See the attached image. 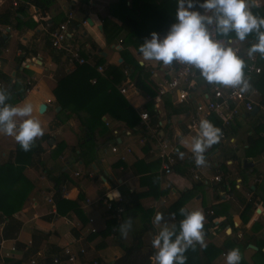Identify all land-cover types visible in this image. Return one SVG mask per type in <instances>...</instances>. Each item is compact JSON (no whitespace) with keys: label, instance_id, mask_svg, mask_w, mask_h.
Returning a JSON list of instances; mask_svg holds the SVG:
<instances>
[{"label":"crops","instance_id":"0c3cea01","mask_svg":"<svg viewBox=\"0 0 264 264\" xmlns=\"http://www.w3.org/2000/svg\"><path fill=\"white\" fill-rule=\"evenodd\" d=\"M14 1L16 5L12 6L11 0H0V12L7 8L14 10L18 4L27 6L23 15L17 14V21L11 20L10 28L0 25L3 39L0 43V75L10 78L11 83L30 80L29 91L21 99H13V105L30 102L34 108L33 116L44 128V135L36 139L39 152L31 155L30 163L11 187L14 194L25 200L20 211L12 215L20 223L14 237L10 230L6 231V237L3 236L7 220L0 214V255L8 254L5 263L27 264L30 259L41 262L68 246L73 251L79 248L85 251L74 264H91L92 261L113 264L123 254L120 246L130 243V232L146 219L150 223L146 239L151 243L164 223L169 226L180 223L184 217L178 211L181 217L177 219L170 211L171 206L181 194L188 193L181 208L188 211L203 209L204 243L221 250L211 264H226V253L238 243H247L244 248L235 247L240 249L241 264L257 261L264 264V259L256 255L259 251L264 258V145L247 156V138L264 139V111L257 109L253 114H242L234 119L229 128H225L224 138L204 153L206 165L198 167L191 159L190 150L191 141L198 132L187 129V112L166 119L164 105H176L174 98L172 96V102H169L164 98L157 99L155 95L156 83L166 78L168 66L156 61L142 62L141 54L130 50L143 72L148 73L144 85L153 96L135 86L128 77L123 97L138 115L149 110L156 112L155 123H151L159 126L160 140L176 147L172 172L164 175L160 171V161L149 153L155 143L140 130V126L128 130L108 115L102 116L101 121L110 134L109 139L103 141L102 136L96 134L90 152L93 154L87 155L84 145L81 148L78 145L84 134L76 117L67 111L58 114L61 108L53 95L56 81L70 73L74 65L68 64L61 52L50 47L48 37L54 27L70 16V43L88 56L90 62L99 54L104 60L103 70L107 66H118L121 63L118 40L106 43L101 30L102 20L108 17L109 7L116 0H50L51 4L44 10L25 1ZM32 22L34 27L29 26ZM232 41L244 55L247 54L244 41ZM21 58L24 59L21 61ZM200 80L202 76L195 78L198 83ZM3 88L4 83L0 80V89ZM116 89L118 91V86ZM47 100L50 105L46 104ZM41 104L45 109L38 113ZM185 106L189 111V104ZM241 121L249 124V128H242ZM17 144L14 137L0 133V165L13 162ZM111 148L116 152H111ZM178 152L184 153L183 159ZM243 162L249 165L244 167ZM190 170L199 175L200 181L192 179ZM180 173L186 175L183 177ZM217 175L220 176L218 183L212 181ZM111 191H118L120 198L109 199ZM130 196L137 197L139 207L132 218V230L125 239L118 231L119 226L106 229L113 215L105 209L102 198L128 207ZM47 198H51L52 205L47 203ZM55 198L73 202L78 213L61 206L63 213L58 214ZM250 201L252 205L245 208V203ZM157 213L163 214L161 224L153 222ZM89 219L92 220L90 224ZM89 229L95 232L90 233ZM11 247L15 249L13 252L9 250ZM195 247L198 262L207 264L201 246L196 244ZM153 251L149 264H154Z\"/></svg>","mask_w":264,"mask_h":264},{"label":"trees","instance_id":"16d2710c","mask_svg":"<svg viewBox=\"0 0 264 264\" xmlns=\"http://www.w3.org/2000/svg\"><path fill=\"white\" fill-rule=\"evenodd\" d=\"M30 3L39 10H44L51 4L50 0H21ZM24 2V3H25ZM203 2V0H199ZM178 0H116L115 3L109 7L108 17L102 20L101 30L106 43H111L113 40L120 41L119 43V56L121 63L118 66H107L104 68L102 75L96 73L95 68L102 66L104 60L99 54H96L92 62L83 65H74L73 70L67 75L59 78L56 81L55 88L53 89V95L55 103L61 108L58 114L62 112H68L70 115H74L80 126L83 136L78 142L79 148L83 147L84 151L88 155L91 152V147H94L95 135H101V140H108L109 135L107 129L104 126V122L101 121V117L108 115L111 119L121 122L128 130H133L139 126L138 114L127 104L124 97L119 94L116 86H120L125 81L122 75V69L127 68L129 72V79L133 80L135 86L148 94L150 97L153 93L144 85V81L148 77V73L143 72V67L139 66L136 60L130 53V50L134 54L140 55L139 47L144 43L145 39L151 37L152 32H156L158 35H166L171 24L176 22V9ZM25 4H18L14 10L7 8L0 12V25L4 27L11 26V20L17 21V14L23 15L26 9ZM200 10L201 9H197ZM253 13L264 17V2L252 9ZM42 20V19H41ZM30 27H34L35 23H31ZM10 28V27H9ZM218 38L227 39L225 37ZM229 39L238 40L235 34H231ZM239 41V40H238ZM3 39L0 37V43ZM256 42L255 34L248 36L244 43L245 48L248 49L253 43ZM58 57L60 53H56ZM244 57L243 52L239 53ZM25 55H27L25 53ZM80 55L85 57L81 52ZM256 65L260 68L258 75L250 76V83L253 87L264 94V58L259 53L255 54ZM24 58H21V61ZM245 60V59H244ZM22 71L25 73L27 70ZM127 77V78H128ZM94 79V84H90L89 80ZM0 80L4 83V88L10 93V99L6 103L13 105V99L19 100L24 94L26 85L19 81L10 82V78L0 75ZM23 81V79H22ZM264 107V105H263ZM165 112V118L168 119L170 115H181L188 112V107L185 104L169 105L165 104L163 108ZM152 123H155L156 112L148 111ZM262 118L264 119V112ZM209 121L214 126L219 127L223 134L226 135V130L221 126L219 121L214 117H209ZM247 156H251L255 149L262 148L264 145V139L257 137L247 138ZM214 144L212 147H214ZM39 142L35 141L34 146L30 151L25 152L19 144L15 147V154L13 162H6L0 165V214L6 218L7 224L3 228V236L6 237V231L12 232V237L16 235L20 228V223L12 218V215L19 212L24 199L17 196L11 191V187L21 172L24 170L31 161V155L39 152ZM212 147L208 151L212 150ZM88 150V151H87ZM261 150V149H260ZM93 153H90V155ZM183 177L185 173H180ZM223 187V183H221ZM195 188V186L193 187ZM248 191H250L248 189ZM188 193L181 194L178 201L171 206V213H174L175 217L179 219L181 215L178 214L180 208L187 198ZM137 197L130 196L129 205L123 203L112 202V207L122 208L120 215V222H116L114 218H111L110 223L106 225V229H117L119 224L126 220L129 216L132 218L135 216V212L139 207L137 204ZM56 206V212L62 214L61 206H66L68 210H72L78 213L76 205L73 202L54 199ZM252 202L245 203V208L248 209ZM112 215L114 213L111 212ZM149 218V217H148ZM245 219L242 218V222ZM211 222V221H210ZM179 224L177 226V232L179 231ZM211 225V224H210ZM150 223L146 219L139 228L130 232V243L126 246H120L123 254L113 264H149V258L153 254L152 243L147 240V234L149 231ZM32 239L34 236L31 237ZM247 243L237 244L235 247H246ZM239 247V248H241ZM232 248V249H233ZM231 249V248H230ZM221 250L206 246L202 248V253L206 257L208 263L220 253ZM187 257L186 264H200L197 260L196 247L195 250L189 248L185 253ZM262 259V255L258 251L257 254ZM46 262L48 258L44 259ZM242 260L240 261L241 264ZM99 264V263H98ZM204 264V263H203ZM252 264H261L258 261Z\"/></svg>","mask_w":264,"mask_h":264},{"label":"clouds","instance_id":"9594fccd","mask_svg":"<svg viewBox=\"0 0 264 264\" xmlns=\"http://www.w3.org/2000/svg\"><path fill=\"white\" fill-rule=\"evenodd\" d=\"M255 0H178L176 22L171 24L166 36L161 38L156 32L151 39H145L139 47L143 61L162 62L171 66L173 63L183 64L199 70L202 78L211 85L239 89L242 93L251 89L250 79L244 69L246 61L239 54L240 49L231 46L229 38L235 34L236 39H245L255 34L256 42L247 49V56L259 53L264 58V17L253 13L257 7ZM202 9L203 11L197 10ZM10 93L0 89V133L14 137L25 151H30L37 138L44 135L41 121L33 116V105L22 103L12 105L6 103ZM223 132L207 119L199 123V132L191 141L190 150L195 164L206 165L204 153L214 144L220 142ZM183 143V142H182ZM181 159L183 152H178ZM109 199H119L118 191L108 193ZM184 217L177 226L167 223L159 230L152 240L155 250L154 264H186L185 253L189 248L195 250L199 244L205 248L203 209L188 211L180 209ZM164 220L162 213H157L154 224ZM133 227V219L129 216L118 227L122 238H127ZM242 259L239 248L226 253V264H240Z\"/></svg>","mask_w":264,"mask_h":264},{"label":"built area","instance_id":"2783aa9c","mask_svg":"<svg viewBox=\"0 0 264 264\" xmlns=\"http://www.w3.org/2000/svg\"><path fill=\"white\" fill-rule=\"evenodd\" d=\"M12 6H15V1L11 0ZM201 11H203L201 9ZM71 17L67 16L66 19L54 27L49 32V45L55 51L61 52L68 64L71 65H83L89 64L90 58L88 56L82 57L80 55V50L77 46L70 43L71 31L68 29ZM83 24L85 22L83 21ZM218 38V37H217ZM222 39V38H218ZM222 39V40H228ZM231 40V39H230ZM119 43L117 42L118 49ZM231 46L239 48L231 40ZM240 49V48H239ZM246 50V49H245ZM242 52V50H240ZM19 54V52H17ZM246 61V68L244 69L246 77L258 75L260 73V68L256 65V56L249 58L247 54L243 57ZM33 63V61H32ZM96 73L101 74L103 68L97 66L95 68ZM122 75L125 78V82L118 86V92L122 96L126 94V84L128 80V69H122ZM200 75L199 70L183 65L176 64L168 66L166 78H163L160 82L156 83L155 95L156 98H164V100L172 102L171 97L173 96V104H189V111L187 115L186 127L189 131L199 132V123L202 119L209 120V117H214L222 127L229 128L231 122L240 117L242 114H250L255 108L264 111V94L260 93L255 87H251L248 92L242 93L238 88H226L220 85H211L206 82L203 78L198 83L195 81ZM95 80L90 79L89 83L94 84ZM26 90L25 93L29 91L31 87L30 80H26L25 83ZM47 105H50V101H46ZM140 130L146 132L150 140L155 143L154 148H150L149 153L154 154L156 158L160 161V171L164 175H168L172 172V167L175 164V153L176 147L170 142L158 138V125H152L149 116L146 112H142L138 115ZM115 133V132H114ZM224 138V134L221 139ZM111 152H116L115 148H111ZM191 159L193 162L194 156L191 154ZM123 160V157H121ZM192 179L194 181H200V177L195 173L194 170H190ZM76 175V174H75ZM213 182H220V176H214L212 178ZM47 203L52 205L51 198H47ZM102 204L108 212H113V218L116 222L120 221V215L122 213V208H113L111 202L105 197L102 198ZM211 214V212H209ZM88 223H92L89 219ZM90 233H94L95 230L89 229ZM10 252L15 249L11 247ZM85 251L82 248L73 251L70 247H63L58 253L52 255L48 258V261L42 259L41 262L35 259H30L27 264H74L77 262L78 256H83ZM8 254L0 255V264H6L4 258H7ZM91 264H97L96 261H92Z\"/></svg>","mask_w":264,"mask_h":264},{"label":"water","instance_id":"95a60500","mask_svg":"<svg viewBox=\"0 0 264 264\" xmlns=\"http://www.w3.org/2000/svg\"><path fill=\"white\" fill-rule=\"evenodd\" d=\"M87 23H89L88 20H87ZM44 109H45L44 104L39 105V107H38V113H42ZM57 110H58V108H57ZM256 111H257V109L255 108L250 114H253ZM161 136H162V134H161V132H159V135H158V138L160 137L159 140L161 139ZM248 165L249 164H246V162H243V166L244 167H247Z\"/></svg>","mask_w":264,"mask_h":264},{"label":"rangeland","instance_id":"374dc122","mask_svg":"<svg viewBox=\"0 0 264 264\" xmlns=\"http://www.w3.org/2000/svg\"><path fill=\"white\" fill-rule=\"evenodd\" d=\"M256 1V0H255ZM264 2V0H259L258 2H257V4L259 5V4H261V3H263ZM244 47H245V44H244ZM246 49V48H245ZM247 50V49H246ZM240 124H241V127L242 128H249V124H247V123H245V122H243V121H241L240 122Z\"/></svg>","mask_w":264,"mask_h":264}]
</instances>
